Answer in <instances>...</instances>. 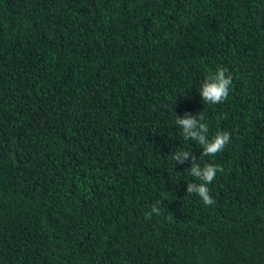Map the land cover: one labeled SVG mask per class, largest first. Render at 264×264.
<instances>
[{
  "label": "trees",
  "instance_id": "1",
  "mask_svg": "<svg viewBox=\"0 0 264 264\" xmlns=\"http://www.w3.org/2000/svg\"><path fill=\"white\" fill-rule=\"evenodd\" d=\"M0 264H264V0H0Z\"/></svg>",
  "mask_w": 264,
  "mask_h": 264
},
{
  "label": "clouds",
  "instance_id": "2",
  "mask_svg": "<svg viewBox=\"0 0 264 264\" xmlns=\"http://www.w3.org/2000/svg\"><path fill=\"white\" fill-rule=\"evenodd\" d=\"M232 84V76L228 74V69L225 67H217L214 72H211L202 83L199 90L203 102L208 104L223 103L230 91ZM204 116L185 113L183 116H178L176 124L181 126L182 135L185 140L196 141L202 146L200 157L215 156L224 150L226 144L230 142V134L228 132L218 131L210 140L207 136L208 125L203 122ZM172 158L177 164H185L191 158L190 175L195 177L200 183H187V193L198 194L205 205H213L214 199L210 195L208 185L216 178L218 171H222L218 165L204 164L201 166L196 162V156L188 151H175ZM163 201H157L152 206V212L159 215L161 208L158 207ZM151 215V213H149Z\"/></svg>",
  "mask_w": 264,
  "mask_h": 264
}]
</instances>
